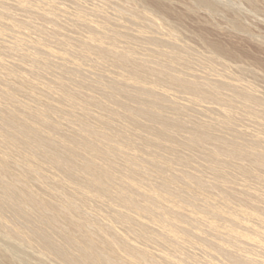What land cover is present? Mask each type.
Segmentation results:
<instances>
[{
	"label": "bare ground",
	"instance_id": "obj_1",
	"mask_svg": "<svg viewBox=\"0 0 264 264\" xmlns=\"http://www.w3.org/2000/svg\"><path fill=\"white\" fill-rule=\"evenodd\" d=\"M59 1L0 0V264H264L255 69L261 97L171 2Z\"/></svg>",
	"mask_w": 264,
	"mask_h": 264
},
{
	"label": "rangeland",
	"instance_id": "obj_2",
	"mask_svg": "<svg viewBox=\"0 0 264 264\" xmlns=\"http://www.w3.org/2000/svg\"><path fill=\"white\" fill-rule=\"evenodd\" d=\"M62 1V0H61ZM61 1H59V5L58 6H60L61 4L63 5V3L65 2H62V3H60ZM87 3V5H93V4H98V2L100 3V1L101 0H93L94 1V3H93V1H90V0H85ZM125 1H129V2H127V3H130L131 2V0H125ZM164 2H171V3H173V4H171V6L172 7H175V9L174 8H172V16L174 15V18H175V20H174V18L172 17V16H170V15H168L169 14V12H168V14H167V12H158V11H156V10H153L152 12H151V10L153 9H151L150 10V8H149V11L151 12V13H153V14H155V13H157V14H155V19L157 18L158 19V17H159V19H158V21L160 22V20H163L162 18H160V17H166L164 20H166L167 18H169V22H168V24L169 23H171L172 24V22L173 21H175L177 24H172V27H173V30L175 31V34L177 35V34H179L181 37H182V40H181V37L179 36V35H177V37H178V39H179V41L181 42V43H183V42H185L184 44H187V45H192V47L194 48V49H196V47H199V46H206V48L208 49V46L206 45V43L209 41V42H220L219 44H221L223 47H228V48H226V49H228L229 51H232L233 50V52L235 53V57H231L232 59H229V56H226V55H224L223 57H221L222 58V60H224L225 61V59H223V58H227L228 57V59H226V61L225 62H229L227 65H228V67H231V68H228V72L230 73V75H231V77L233 78L235 75V77H237V79L238 78H240V79H238L239 81L240 80H243V78H244V80H246V81H243V82H240L241 84H244V85H246V86H250V87H248L250 90H251V88H252V86L253 87H255V85H256V83L258 82L259 84L258 85H256V87L258 88V87H260L261 85L263 86H261V90L260 91H263L264 90V85L262 84V83H264L263 82V80L262 79H264L263 77V75L261 74L260 75V77H261V79H260V77L258 76L260 73H264V0H257L256 1V3H258V5L260 6H258V5H256V7L259 9V10H256L257 8L255 7V10H253V9H251V8H253V6H252V4L250 5V1H252V0H248V2H249V4H248V2H247V0H217V1H219L220 3H222L221 4V8H217V10L218 9H220V11L218 10V11H216V9L215 10H213V11H211L212 13H213V15H212V13L210 12V11H208L207 13H206V11H204V10H199L198 12L199 13H197V12H191V13H189V11H187V9H185V7L186 6H188V4H190L191 3V1H190V3H189V1L188 0H163ZM255 1V0H254ZM254 1H252V2H254ZM56 2H58V0H56ZM133 2V1H132ZM131 2V3H132ZM186 2H187V5H186ZM130 3V4H131ZM255 3V4H256ZM58 4V3H57ZM175 4V5H174ZM185 4V5H184ZM64 5L65 6H67L66 5V2L64 3ZM64 5H63V7H64ZM174 5V6H173ZM115 5H113V7L112 8H114V10H115V8L116 7H114ZM185 6V7H184ZM226 6V7H225ZM250 6H252V7H250ZM62 7V6H61ZM180 7V8H179ZM112 8H111V10H109V12H111V11H114V10H112ZM183 8H184V10H183ZM224 8V9H223ZM240 8V9H239ZM110 9V8H109ZM239 9V10H238ZM175 10V11H174ZM180 10H182L181 12L182 13H180V14H178L179 12H180ZM232 10V11H231ZM174 11V12H173ZM204 11V12H203ZM214 11H216V12H214ZM254 11V12H253ZM257 11V12H256ZM177 12V14L178 15H176L175 16V13ZM185 12H187V14L189 13V14H191V15H187ZM218 12V13H217ZM111 14H114V12H112ZM158 14H159V16H158ZM183 14L184 15H186V16H184L185 18H182V19H180L181 17H183ZM192 14H195V15H192ZM237 14V15H236ZM262 14V15H261ZM158 17H157V16ZM166 15V16H165ZM168 15V16H167ZM179 15H181V17L179 16ZM115 16V15H114ZM178 16V17H177ZM225 16V17H224ZM234 16V17H233ZM236 16H237V18L239 17V19L241 20V23L246 27H248V28H246V29H248V30H246V29H244L245 31H242V30H239L238 28L239 27H235V24L233 23V19L234 18H236ZM253 16V17H252ZM233 17V18H232ZM208 18V19H207ZM252 18V19H251ZM258 18V19H257ZM185 19V20H184ZM168 20V19H167ZM167 20L165 21L166 23H167ZM170 20H172V21H170ZM180 20V21H179ZM182 21H184V22H182ZM161 22H164V21H161ZM182 22V25L180 24V23ZM202 22L204 23L203 25H202ZM197 23V24H196ZM212 23V24H211ZM178 24H180V25H178ZM174 25V26H173ZM184 25H185V28L187 29H185L184 28ZM205 25L207 26V27H205ZM215 25V26H214ZM176 26V27H175ZM181 26H182V32H184L185 33V30H186V33L187 32H189L188 34H190L191 33V35H188V34H184V33H182V32H180L181 30H179V28H181ZM195 26V27H194ZM178 27V28H177ZM194 27V28H193ZM201 27H203V28H201ZM244 27V28H245ZM232 28L234 29V30H232ZM243 28V27H242ZM179 30V31H177V30ZM235 29H236V31H235ZM241 29V28H240ZM192 30V31H191ZM194 30V31H193ZM196 30V31H195ZM199 30V31H198ZM238 30V31H237ZM177 31V32H176ZM178 32H180V33H178ZM192 32L194 33V34H192ZM251 32V33H250ZM200 33V34H199ZM203 33H205V34H203ZM28 34L30 35L29 37H28V39H32V37H39L36 33H34L33 31H31V33H30V31H28ZM184 34V35H183ZM186 35V36H185ZM187 35H188V37L189 38H191V41H188V39H186L187 38ZM196 35H198L197 36V41L199 40V42H197L196 41V39L195 38H192V37H196ZM202 35V36H201ZM250 35V36H249ZM257 35V36H256ZM200 36V37H199ZM204 36H206V37H204ZM186 37V38H185ZM202 38V39H201ZM208 38V39H207ZM211 38V39H210ZM201 39V40H200ZM260 39V40H259ZM184 40V41H183ZM186 40V41H185ZM192 40H194V41H192ZM203 40V42H201ZM204 40H205V42H204ZM211 40H213V41H211ZM196 41V42H195ZM257 42V43H256ZM190 43V44H189ZM196 43H198V44H201L202 43V45H197L196 44V46H195V44ZM203 43H205V44H203ZM193 44H194V46H193ZM202 46V47H203ZM202 47H199L198 48V52L200 51L202 54H206V53H208L207 51L209 50H205V48H203V49H201ZM202 51H201V50ZM203 50H205V52L203 51ZM237 53V54H236ZM207 55V54H206ZM239 55V56H238ZM237 57V58H236ZM241 58V60L244 62H241L239 59ZM228 60H230V61H228ZM231 60L232 61H234L233 62V64L231 63ZM240 61L241 63H236V61ZM245 61L247 62V63H245ZM242 63H243V65H245V64H247L246 66H240V65H242ZM249 63V64H248ZM250 63H252L253 65L250 67L249 65H250ZM257 64V65H256ZM259 64V65H258ZM256 65V67H254ZM238 66V67H237ZM239 66L240 67H243V69H255V71L257 72V73H259V74H257L255 71H254V73H252L254 76H256L255 78L253 77H251V81L252 82H250V84L251 83H254V82H256V83H254V85H250V84H247V81L249 80L250 81V79L248 78V76L250 77V75H252L251 74V72H253V70L251 71V70H248V71H251V72H248V73H250V75L248 74V73H242V72H239V73H241L240 75H242L241 77H240V75L236 72L237 70H239L240 68H239ZM245 67V68H244ZM249 67V68H248ZM86 68H87V66H86ZM235 68H237V70L235 69ZM239 68V69H238ZM259 68V70H257ZM230 69V70H229ZM261 69L263 70L262 72H260L261 71ZM24 71H25V69H23ZM241 71V70H240ZM246 71V70H245ZM244 71V72H245ZM232 72H234L235 74H233ZM237 73V74H236ZM247 74V76H245ZM239 77H238V76ZM258 76V77H257ZM263 76V77H262ZM247 77V78H246ZM259 78V79H258ZM236 79V78H235ZM254 79V80H253ZM261 81V82H260ZM245 82V83H244ZM249 83V82H248ZM255 87V88H256ZM254 90V92H255V90L256 91H258V89H253L252 88V91ZM260 91H258L256 94H258V93H261ZM264 92V91H263ZM262 95H263V97H264V94L263 93H261ZM262 95H259L258 94V96H262ZM262 97V98H263ZM179 100H180V98H179ZM184 100V101H183ZM182 100V96H181V101H179L180 103H182V102H184V103H186V100H185V98ZM201 115V114H200ZM200 115H198V117L199 118H201V117H203L202 115L200 116ZM203 118H205V117H203ZM242 121H246V126H245V124H243V123H245V122H242ZM241 122H239V125H241V126H239L238 125V128L239 127H241V129L243 128V129H247L248 127L250 128V126L249 125H251V123H250V121L249 120H242ZM249 122V125H248V122ZM245 126V128L244 127H242V126ZM248 126V127H247ZM252 126H254V124L252 125ZM248 128V129H249ZM255 127H252L251 129H254ZM263 129H264V120H263ZM263 129H261L262 131H260V133H261V136H262V134L264 135V133H263ZM264 137V136H263ZM208 175V174H207ZM209 177V176H208ZM118 226V225H117ZM116 226V227H117ZM117 229H118V227H117ZM119 229H121V230H118V231H120L121 233H124L123 231V229L120 227ZM28 248H27V250L29 251V252H31V253H36V249H34V248H32V247H30V246H27ZM30 248H32V250H33V252L31 251V250H29ZM192 252H195V253H197V254H199L200 252H201V254H202V250L201 251H199V249H195V248H191L190 249ZM196 250H198V252H196ZM37 253H39V250L37 249ZM201 254H199V256L201 257L203 254H205V252L201 255ZM206 255V254H205ZM47 257V256H46ZM50 257V256H49ZM49 257H47V258H49ZM202 257H204V255L202 256ZM51 259L49 260V259H47L48 260V262H52V264H59L56 260H54L52 257H50ZM215 259H217V260H215ZM214 260L215 261H217V263H218V261H219V259H220V263H222V264H228L229 263V261L227 260V259H224L223 258V260H222V257H216ZM214 260H213V262H214ZM225 261V262H224ZM220 263H218V264H220Z\"/></svg>",
	"mask_w": 264,
	"mask_h": 264
}]
</instances>
